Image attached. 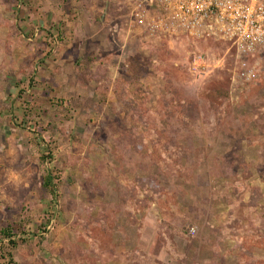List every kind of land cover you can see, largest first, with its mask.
Returning <instances> with one entry per match:
<instances>
[{
    "label": "rangeland",
    "instance_id": "rangeland-1",
    "mask_svg": "<svg viewBox=\"0 0 264 264\" xmlns=\"http://www.w3.org/2000/svg\"><path fill=\"white\" fill-rule=\"evenodd\" d=\"M152 1L0 0V264H264V75Z\"/></svg>",
    "mask_w": 264,
    "mask_h": 264
},
{
    "label": "built area",
    "instance_id": "built-area-1",
    "mask_svg": "<svg viewBox=\"0 0 264 264\" xmlns=\"http://www.w3.org/2000/svg\"><path fill=\"white\" fill-rule=\"evenodd\" d=\"M154 7L170 23L161 22L162 28L228 41L243 61L242 80L254 83L264 75V0H155L145 10L150 13Z\"/></svg>",
    "mask_w": 264,
    "mask_h": 264
},
{
    "label": "trees",
    "instance_id": "trees-1",
    "mask_svg": "<svg viewBox=\"0 0 264 264\" xmlns=\"http://www.w3.org/2000/svg\"><path fill=\"white\" fill-rule=\"evenodd\" d=\"M54 181H55L54 175L50 173L45 177L43 186L54 196V198H57L58 191H57V186ZM4 235L9 238L13 237L11 236L10 233L7 232V230L4 231ZM11 256H9L10 262L13 263V258Z\"/></svg>",
    "mask_w": 264,
    "mask_h": 264
}]
</instances>
